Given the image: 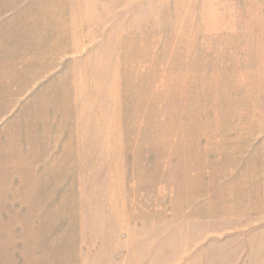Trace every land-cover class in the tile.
<instances>
[{
    "label": "rangeland",
    "instance_id": "obj_1",
    "mask_svg": "<svg viewBox=\"0 0 264 264\" xmlns=\"http://www.w3.org/2000/svg\"><path fill=\"white\" fill-rule=\"evenodd\" d=\"M203 239L264 243V0H0V264Z\"/></svg>",
    "mask_w": 264,
    "mask_h": 264
},
{
    "label": "crops",
    "instance_id": "obj_2",
    "mask_svg": "<svg viewBox=\"0 0 264 264\" xmlns=\"http://www.w3.org/2000/svg\"><path fill=\"white\" fill-rule=\"evenodd\" d=\"M123 214H124V218H128V216H125V211H123ZM176 229L177 232L179 233V229L178 228ZM167 232L170 233L172 232V230L169 229V231ZM151 235L152 233H148L147 236L148 238L145 237V239L147 241L150 240ZM161 237H166V235L163 233L161 234ZM141 239L142 238L138 239V241L131 239L129 240V242L124 243L125 249H128L127 247L130 245L134 246L135 242H139L141 241ZM177 239H179L180 241H184V237L182 236H179ZM221 241L222 240H219V243ZM195 243L196 244L194 246L188 247V249L185 250L181 255L179 253L177 257H175L174 255L173 256L168 255L167 253L163 254V252L160 249L156 250L151 246L148 247V253L146 255L145 254L140 255L139 250L137 251V249L136 250L134 249L132 250V254L130 253L123 259V264H130L132 262L134 264H212V261H216L215 259L212 260L211 248H205L204 239L196 241ZM152 244L156 245L157 240L153 239ZM241 256L242 255H230L226 257V254H224V256L221 257V255H219V264H239ZM112 257L113 256L109 257L110 260L112 259ZM249 258L250 259L246 262V264H264V243L258 249V253L254 254V256H250Z\"/></svg>",
    "mask_w": 264,
    "mask_h": 264
}]
</instances>
